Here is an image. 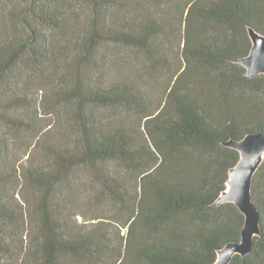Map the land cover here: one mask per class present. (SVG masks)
I'll return each mask as SVG.
<instances>
[{
    "label": "trees",
    "instance_id": "1",
    "mask_svg": "<svg viewBox=\"0 0 264 264\" xmlns=\"http://www.w3.org/2000/svg\"><path fill=\"white\" fill-rule=\"evenodd\" d=\"M20 1L0 28V264L214 263L245 223L235 203L216 204L240 160L225 142L264 132V74L237 61L248 28L264 34V0ZM119 51L138 62L122 68ZM35 86L62 136L42 130L49 166L26 170L35 190L20 213L7 199L9 169L20 176L9 135L29 130ZM252 197L262 232L229 264H264V161ZM93 203L117 206L112 219L88 215Z\"/></svg>",
    "mask_w": 264,
    "mask_h": 264
},
{
    "label": "rangeland",
    "instance_id": "2",
    "mask_svg": "<svg viewBox=\"0 0 264 264\" xmlns=\"http://www.w3.org/2000/svg\"><path fill=\"white\" fill-rule=\"evenodd\" d=\"M20 4H22L20 0H0V28L2 21L11 14L12 9H15V7H18ZM77 6L79 11H83L82 5L78 4ZM111 50L114 51V48H111ZM113 54L122 57V63H126V66H123L122 68L127 67L128 69H131L129 67H132V64L138 62L139 60L138 55L134 51H119ZM111 58L112 54L107 56V59ZM161 79H163V75L159 74L148 87L149 95L151 94V96L155 97L156 99L161 95L159 84ZM165 84L166 80L164 79L162 85ZM32 85L37 86V84H31V87ZM36 86L28 94L29 104L24 106V110H22L25 120L30 124V127H28L29 130H26L22 133L9 135L13 152V160L15 161L14 164L18 167L20 176H15L16 171L14 168L9 169L12 171L13 178L15 177V180L10 184L7 199L9 204L14 208H18L20 213L23 211L22 208H29V198L35 190L27 183L25 174L26 170L29 168L39 169L40 167L49 166L50 156L44 147L39 146V136L42 130H53L56 138L62 136L61 130L58 128L60 119L59 115L56 112L50 110L49 104L45 98V91H38ZM114 115L122 117L128 127H132L133 124H135V127L138 126V121L135 119V115L132 112H124L117 109L114 110ZM115 209H117V206L109 203H105V205L100 206L93 203L92 205H88L86 207L87 214L90 216L101 215L111 219ZM123 213L126 215L125 212ZM78 219L81 221L82 218L79 216ZM29 224L30 223H28V227H31ZM125 230L126 229H124L123 233L126 232ZM23 239L28 240V235H24ZM14 243L17 244L16 250L18 252H22V231H19ZM21 259V256H19L14 259L10 258V261L12 263L15 262L16 264H22ZM5 261L7 262L8 259L6 258Z\"/></svg>",
    "mask_w": 264,
    "mask_h": 264
},
{
    "label": "water",
    "instance_id": "3",
    "mask_svg": "<svg viewBox=\"0 0 264 264\" xmlns=\"http://www.w3.org/2000/svg\"><path fill=\"white\" fill-rule=\"evenodd\" d=\"M253 46L249 55L238 59L247 69V75L254 77L264 74V34L249 27ZM226 145L240 152V160L229 171L227 188L218 197L216 204L235 203L245 214L241 238L229 241L218 250V256L212 264H229L237 254L247 255L252 251L256 236L262 232L260 211L253 201V177L264 161V132H249L240 140L230 139Z\"/></svg>",
    "mask_w": 264,
    "mask_h": 264
}]
</instances>
